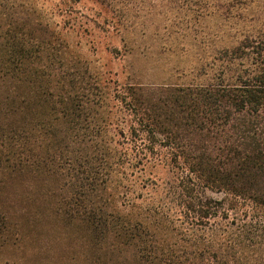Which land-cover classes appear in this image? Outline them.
<instances>
[{"label": "trees", "instance_id": "1", "mask_svg": "<svg viewBox=\"0 0 264 264\" xmlns=\"http://www.w3.org/2000/svg\"><path fill=\"white\" fill-rule=\"evenodd\" d=\"M54 1L0 0L1 182H61L89 264H264V33L221 31L190 80L120 85L74 55ZM64 1L69 15L82 0ZM85 1L100 9L85 35L113 27L125 43L138 0ZM188 1L201 4L190 30L243 21L231 0ZM8 220L0 212V249Z\"/></svg>", "mask_w": 264, "mask_h": 264}, {"label": "rangeland", "instance_id": "2", "mask_svg": "<svg viewBox=\"0 0 264 264\" xmlns=\"http://www.w3.org/2000/svg\"><path fill=\"white\" fill-rule=\"evenodd\" d=\"M210 1H202V6ZM231 3L235 5L236 20L243 19L241 23L224 28L212 18L196 22L190 30L189 23L199 15L201 4L188 0H138L132 13L134 27L125 34V43L113 27L96 31L90 23V33L85 35L80 29L85 16L95 18L100 11L85 0L74 5V12L69 15V5L64 0H55L52 7L56 14L49 16L62 30L66 27L64 32L74 44V55L84 57L94 70L110 71L112 75L107 77L120 85L132 79L151 84L168 77L176 82L173 79L179 76V82H183L192 79L189 68L195 66L199 57L218 46L221 31L244 29L264 33V0H231ZM164 24L169 25V31L163 28ZM72 25L75 30L70 29ZM190 37L197 39L193 41ZM130 44L137 50L135 54L126 53ZM114 45L119 52L107 49ZM148 45L153 48L150 54ZM169 48H173L171 52H167ZM162 51L166 53L161 55ZM61 184L27 177L0 180V212L9 219L14 232L12 243L0 249V264H89L93 255L90 235L77 221L64 217L57 198Z\"/></svg>", "mask_w": 264, "mask_h": 264}]
</instances>
